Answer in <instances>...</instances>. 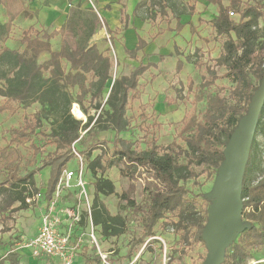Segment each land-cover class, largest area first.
Wrapping results in <instances>:
<instances>
[{"label": "trees", "instance_id": "1", "mask_svg": "<svg viewBox=\"0 0 264 264\" xmlns=\"http://www.w3.org/2000/svg\"><path fill=\"white\" fill-rule=\"evenodd\" d=\"M208 1L219 6L213 24L217 35L225 36L226 40L215 66L225 68L226 72L220 75L215 67L193 60L192 55L186 56L187 61L196 67H206V74L197 87L192 81L189 83V90L195 92V100L205 102V110L201 115L195 112L185 115L180 134L186 148L176 141L160 145L157 133L150 128L145 129V149L139 150L131 139L119 137L120 133L130 128L128 109L131 101L141 96V76L151 67H157V63L140 62L128 75L116 77L107 90L108 81L112 79L113 61L97 43H91L96 30L94 23L86 25L88 30L74 46L64 44L59 50L52 47V39L64 31L65 25L51 32L39 31L31 26L20 39L25 45L23 50L6 46L0 51V96L6 100L0 106V113L7 111L14 114L19 106L41 105L34 115L25 116L21 126L11 130V144L15 145L0 149V158L6 161L7 168V176L0 181V220L6 218L8 211L29 208L27 198L40 191L36 181L38 172L50 167L47 183V195L50 196L76 150L91 158L93 151L101 148L102 152L90 161L88 167L96 178L92 204L94 226L101 227L106 236L130 232L132 224L140 226L142 235L133 242L137 245L154 236L155 226L170 214L176 218L174 224L183 231L185 240L189 241L194 236L205 244L203 230L209 220V205L212 202L206 203L208 198L205 194L195 193L186 184L198 177L196 167H204L210 175L218 173L226 159L227 144L240 120L248 113L252 98L264 80V30L260 27V20L264 18L263 5L257 0H231L230 5L225 7L221 0ZM0 4L7 16L1 28L8 36L14 22L27 7L23 0H0ZM149 5L157 7V15L161 17L168 16L171 9L179 29L183 28L180 17L193 14L186 9L171 8L168 0H142L134 8L133 15L137 16L139 8ZM231 12L239 14L238 20L231 17ZM121 15L123 28L127 29L130 16L124 6ZM147 45L148 42L138 36L135 47H126L125 51L136 58ZM198 51L196 49V53ZM44 53L50 57L40 63L39 58ZM176 53L182 55L177 47ZM183 65L184 61L179 58L177 73ZM221 76L234 83L226 94L223 87L212 89ZM183 87L182 84L179 91H183ZM73 88H77L76 95L71 91ZM88 100L89 106L100 110L98 113L90 112L86 105ZM73 104L80 106L79 112L75 113L79 117L86 115V121L73 115ZM49 116L53 118V124L50 131L43 135L46 144L54 149L41 165L22 172V153L18 145L30 142L39 151L40 147L33 143V136L41 127L43 118ZM107 130L117 133L111 154L105 147L109 141L97 136L98 131ZM77 145L82 149L78 150ZM115 166H124L131 170L133 176V172L143 168L154 180L153 186L146 188V198L140 203L130 194L121 195V199L127 200L125 215H112L100 198V195L115 193L114 182L104 176L109 168ZM124 167L121 174L127 175ZM242 199L241 215L247 226L225 250L220 264H247L253 258V252L264 249V104L243 172ZM8 229L3 227L0 230ZM9 261L3 264H20L15 257L9 258Z\"/></svg>", "mask_w": 264, "mask_h": 264}, {"label": "rangeland", "instance_id": "2", "mask_svg": "<svg viewBox=\"0 0 264 264\" xmlns=\"http://www.w3.org/2000/svg\"><path fill=\"white\" fill-rule=\"evenodd\" d=\"M23 1L26 3L29 0ZM40 1L49 22L53 20L58 22L60 20L59 15L56 16V13L49 7V2L52 0ZM81 1L61 0L59 2L60 10L68 8V3H71L74 8H72L66 19L64 31L52 39L53 49L57 50L64 44L74 46L75 42L88 30L86 25L94 23L96 30L91 43H97L100 50L110 55L113 61L112 79L108 81L107 90L110 89L116 77L128 75L140 62L157 63V67H151L141 76V96L131 101L128 109V116L131 119L130 128L120 133L119 137L131 139L139 150L145 149L147 147L144 141L145 129L150 128L157 133L160 145H168L176 141L186 148V143L180 134L182 121L186 114L195 112L201 115L205 110V102H197L195 100V92L194 90H189V83L192 81L197 87L201 83L203 75L206 74L205 66L203 68L196 67L187 61L186 56L192 55L193 60L197 59L205 65L215 67L220 75H224L226 72L225 68L215 66V60L222 53L223 43L226 40L225 36L217 35L213 24L214 18L219 13V6L210 3L208 0H168L171 8H177V10L186 9L187 12L193 13L187 14V18L183 17V20H181L183 28L179 29L177 19L171 9L168 10V16L161 17L157 15L159 13L156 9L158 10V8L149 5L139 8L137 16H134L132 14L133 10L142 0H85L88 2L89 7L86 6L84 9L75 7ZM221 1L227 7L230 5L231 0ZM257 1L264 7V0ZM92 6H97L100 11L99 14L94 12V7ZM123 6L130 16L127 29L123 28V23L121 22V9ZM155 15L157 16L155 17ZM231 17L238 20L239 14L235 13ZM6 21V10L0 4V51L6 46L23 50L25 45L21 44L20 39L23 36V32L31 26H24L15 22L11 33L7 36L1 28V25ZM32 26L39 31L47 30L49 32L55 28L54 26L52 28L50 26L47 28L45 26L43 28L36 25ZM260 27L264 30V18L260 20ZM108 28L111 30L108 31ZM138 36L144 38L148 45L137 54L136 58H132L125 51V48H134L137 44ZM176 47L180 49L182 55L178 56ZM196 49H199L197 53ZM49 57V54L44 53L40 56L39 62L43 63ZM179 58L184 61V65L182 70L177 73L176 64ZM182 84L184 86L183 91H179ZM233 86L234 83L229 78L221 76L216 80L212 89L223 87L226 94ZM71 91L76 95L77 88H73ZM5 101V98L0 96V106ZM86 105H90L89 100ZM40 109L41 105L35 103L26 108L19 106L18 111L14 114H9L7 111L0 113V149L7 145L14 146L15 144H11V130L21 126L26 115H34ZM89 109L92 114L100 111L96 110L94 106H89ZM79 110L80 106L73 104L71 109L73 115L86 121V115L79 117L75 113L79 112ZM52 124V117H44L41 127L37 129V133L33 136V143L40 147L39 151L31 146L30 142H22L18 145L22 153V172L41 165L47 154L54 149L53 146L46 144V137L43 135L44 132L50 131ZM97 136L100 139L109 141V144H106L105 147L107 152L111 154L112 142L117 133L113 130L98 131ZM258 139L262 141L261 137ZM77 148L78 150L82 149L80 145H77ZM101 152V148H98L93 151L91 158H88L87 154L83 156L85 164L84 175L92 204L95 196L93 184L96 178L88 167L90 161ZM258 162L261 163V158L258 159ZM5 164L6 161L0 158V181L7 176ZM123 167L115 166L109 168L104 174L105 177L110 178L114 182L116 187L114 194L100 195L112 215H125L127 213L125 208L127 200L121 199L123 193L130 194L132 199L140 203L146 198V188L152 187L154 183L147 170L138 168L136 172H133V176L131 175V170L124 167L127 175H122ZM66 168L73 171L78 170V158L74 156L68 162ZM49 170V167H47L37 173L36 181L39 190L47 186ZM195 171L198 177L187 182V187L195 193L205 194L208 198L206 203H214L220 186V171L212 175L204 167H196ZM70 196L71 200H73V195ZM212 203L209 205V209ZM40 214L41 211L38 210L37 206L31 205L28 209L8 211L6 218L0 220L2 221L0 229H3V227L9 228L5 231L0 230V264H3V262L9 263V258L11 257H15L20 264H48L47 259L35 258L27 251L15 250V252H12L19 236L30 235L38 228L41 222ZM175 222V217L170 214L166 215L155 226V235L146 238L137 245H134L133 242L135 238L142 235V227L140 226L132 224L131 231L120 236H106L102 233L101 227H94H96L95 231L99 245L102 251L108 255L106 264L203 263L208 256L206 243L198 241L194 236L189 241L185 240L182 236L183 231L175 226ZM245 226H247L246 221L240 215L237 218L234 235L228 238L226 242V249L236 241L240 230ZM81 228L84 233H87L90 229L86 214L84 215ZM83 253L75 264H104L99 260V255L95 248H85ZM247 264H264V249L253 252V258Z\"/></svg>", "mask_w": 264, "mask_h": 264}, {"label": "built area", "instance_id": "3", "mask_svg": "<svg viewBox=\"0 0 264 264\" xmlns=\"http://www.w3.org/2000/svg\"><path fill=\"white\" fill-rule=\"evenodd\" d=\"M75 156L78 158L79 168L75 171L63 169L53 196L47 204V211L41 215L38 232L34 235L19 236L12 252L27 251L35 258L47 259L48 264H75L79 260L82 249L89 246L96 249L104 264L107 263L108 255L99 245L96 227L92 222V203L84 175V158L77 150ZM72 188L77 190L75 203L72 206L59 208L58 202L63 197L64 191ZM45 196L42 191H39L27 201H40L46 199ZM85 214L90 224L87 233L81 230ZM63 222L66 223L65 229H61Z\"/></svg>", "mask_w": 264, "mask_h": 264}, {"label": "water", "instance_id": "4", "mask_svg": "<svg viewBox=\"0 0 264 264\" xmlns=\"http://www.w3.org/2000/svg\"><path fill=\"white\" fill-rule=\"evenodd\" d=\"M263 104L264 80L252 98L248 113L240 120L226 147V159L219 169V191L209 209V220L203 230L208 249L204 264H220L224 258L226 242L235 233L237 218L243 211V172Z\"/></svg>", "mask_w": 264, "mask_h": 264}, {"label": "crops", "instance_id": "5", "mask_svg": "<svg viewBox=\"0 0 264 264\" xmlns=\"http://www.w3.org/2000/svg\"><path fill=\"white\" fill-rule=\"evenodd\" d=\"M60 1L61 0H52L51 2H49V5H50L49 7L53 10L54 13H56V16L59 15V17H60V20H58V22H56L55 20H53L52 22H49V19L46 17V12L44 11L43 5L41 4L40 0H29L26 3L23 1L24 5L27 7V10L25 12H23L16 19L15 22L20 23L21 25H24V26L28 25V27H30L32 25H36V26H38L40 28H43L44 26H45V28H47L49 26H50V28H52L54 26L55 27L54 30H60V28L65 24L66 19L68 18L72 8H74V6L71 3H68V8H64V10H60V8H59V2ZM86 6L89 7L88 2L85 1V0H82L80 2V4L75 6V7L80 8V9H84ZM92 7H94V12L99 14L100 11L97 8V6H92ZM60 11H62V13H60ZM183 17L187 18L188 15L187 14H183L181 16V20H183ZM57 23H58V25H57ZM137 39H138V37H137ZM60 48L61 47H59L57 50H59ZM49 169H50V167H49ZM49 176H50V170L48 171V179H49ZM47 183H48V180H47ZM40 191H42L44 193V195H46L45 196L46 199H43V200H40V201H33V202H28L27 201V202L29 203V207L31 205L32 206L36 205L38 210L41 211L40 215H42V213L44 211H47V209H46L47 204H48L49 200L51 199V197L53 196L54 192H52V194H50V196H48L47 195V186L45 188L41 189ZM70 195H73V197H74L73 200H71L72 198H70L71 197ZM62 196L63 197L58 202V207L59 208H64V207L72 206L75 203V200L77 198L76 189L72 188V189L66 190V191H64ZM29 198H32V197H29ZM22 210H24V209H22ZM40 219H41V216H40ZM40 223L38 225V228L35 230V232L30 234V235H34V234H36L38 232ZM65 226H66V223L63 222L61 224V229H65ZM85 248L92 249L89 246L84 247L82 249V251L80 252L79 257L82 256V254H84L83 252H84Z\"/></svg>", "mask_w": 264, "mask_h": 264}]
</instances>
